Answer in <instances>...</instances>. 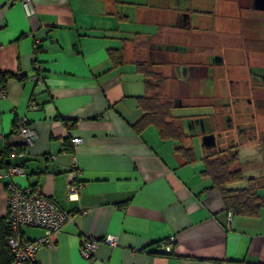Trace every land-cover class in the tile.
<instances>
[{"label": "crops", "instance_id": "obj_1", "mask_svg": "<svg viewBox=\"0 0 264 264\" xmlns=\"http://www.w3.org/2000/svg\"><path fill=\"white\" fill-rule=\"evenodd\" d=\"M31 1L28 16L19 0H0V72L10 74L1 81L2 164L22 166L17 183L38 186L72 214L34 264H264V205L228 221L203 159L187 160L176 149L192 146L193 136L201 140L200 132L184 130L178 140L155 125L134 128L143 113L136 99L145 93L143 67L169 71L172 97L182 102L172 107L210 109L181 117L184 125L201 117L220 128L226 114L246 124L257 110L263 119L239 146L260 147L262 162L231 186L254 178L264 197V0ZM34 61L41 65L37 83L30 79ZM32 96L35 108L28 106ZM21 115L35 130L27 145L11 132ZM73 137L81 142L72 145ZM74 170L81 186L70 198ZM5 184L1 179L0 217ZM22 232L44 234L30 226ZM107 233L117 236L115 246L100 242L91 260L80 255L84 237ZM171 235L166 254L158 242Z\"/></svg>", "mask_w": 264, "mask_h": 264}, {"label": "built area", "instance_id": "obj_2", "mask_svg": "<svg viewBox=\"0 0 264 264\" xmlns=\"http://www.w3.org/2000/svg\"><path fill=\"white\" fill-rule=\"evenodd\" d=\"M24 8L25 14L30 16L34 13V7L31 0H19ZM39 45L40 42L36 41ZM41 65L39 62H33V69L30 74V79L37 83L42 79ZM6 97L5 87L0 83V100ZM30 108H35L34 96L30 98L28 103ZM11 132L18 135L22 139V143L27 145L31 143L35 136V130L30 126L25 115L16 118ZM81 142L80 137L71 138V144L76 145ZM11 153L21 157L23 151L17 147H10ZM0 156V180L6 181V221L9 226V233L6 237V244L9 247L12 258L9 264H25L28 261H34L37 250L51 243V235L58 231L61 226L70 221L72 214L70 211L60 207L54 198L41 193L38 186L20 185L16 182L15 177L24 176L25 172L19 164H10L4 166ZM77 172L74 170L70 173L66 185L68 197H76L81 186V182L76 177ZM232 212L227 211V220L231 221ZM38 227L44 230V234L35 239L26 238L23 235V227ZM174 236L171 235L167 239H162L158 242L160 249L164 253L169 254L172 251L174 244ZM100 242L106 243L109 246L117 244V236L112 233H107L101 238L84 237L80 241V255L91 260L93 251Z\"/></svg>", "mask_w": 264, "mask_h": 264}, {"label": "trees", "instance_id": "obj_3", "mask_svg": "<svg viewBox=\"0 0 264 264\" xmlns=\"http://www.w3.org/2000/svg\"><path fill=\"white\" fill-rule=\"evenodd\" d=\"M112 50L113 52L117 51L116 49ZM120 60L118 52V61ZM142 71H144L145 75V93L137 96L136 99L143 113L135 122L134 128L140 130L148 125H155L162 137L180 140L186 133L184 131V123L180 117L173 116L170 109L176 104L181 106V100L172 97L170 103L168 99L160 98L163 95L160 90L162 79L151 69L143 67ZM7 76H10V74L0 72V83ZM150 90L154 91L148 93ZM187 121H191V119H185V123ZM238 146L239 143L234 142L227 143L225 146H220L216 143L209 146L202 144V159L204 163L202 173L210 177L212 187L219 191L226 210H231L234 214L256 215L260 207L264 205V197L256 191L254 186L255 179L249 178L248 185L244 187L231 186L232 183L241 180L243 176L242 170L237 166L239 160ZM176 149L185 159L192 160L194 158L191 145L180 142ZM1 152L0 156L2 157ZM8 233L9 226L6 218L0 217V264H9L12 258V253L6 244ZM25 264H34V261H28Z\"/></svg>", "mask_w": 264, "mask_h": 264}, {"label": "rangeland", "instance_id": "obj_4", "mask_svg": "<svg viewBox=\"0 0 264 264\" xmlns=\"http://www.w3.org/2000/svg\"><path fill=\"white\" fill-rule=\"evenodd\" d=\"M178 56H180V55L178 54ZM185 58L186 57H183V56L179 57V59H182V60ZM157 74L162 79L161 83L163 84V88L161 86V89H160L161 93L163 95H162V97L160 96V98L168 99L169 102L171 103L172 94L175 93V90H174V83L172 81H170V73H169V71L166 70V71L160 72V73L157 72ZM164 86L166 87V89H168V92L163 91ZM258 90L260 93L261 91H264V87H258ZM243 103L245 104V100L242 101L240 105H243ZM248 105H246V106H248ZM246 106H245V110L247 109ZM170 112L173 116L180 117V119H181V117H186V115L188 116L190 114L210 112V109H207L205 107H188V108L187 107H172L170 109ZM250 112L253 115H255V118H250V122L252 125L254 124L255 121L260 122L263 119L260 116H258L259 112L257 110L252 109ZM191 143H192L194 154L197 156V158L202 159V145H201L199 137L198 136L191 137ZM226 144H227V142L223 141L220 145L225 146ZM238 155H239L238 162L240 163L243 174H248L250 172V170H255L257 165H258V162L259 161L262 162L260 147L256 148L255 145L238 146ZM201 161H203V160H201ZM203 167H204V165H203ZM233 185H235V186L240 185V182L237 181Z\"/></svg>", "mask_w": 264, "mask_h": 264}, {"label": "flooded vegetation", "instance_id": "obj_5", "mask_svg": "<svg viewBox=\"0 0 264 264\" xmlns=\"http://www.w3.org/2000/svg\"><path fill=\"white\" fill-rule=\"evenodd\" d=\"M247 100L250 101L249 98H247ZM197 118L198 119H194L193 121H187L186 125H184V130L200 132L198 133L199 135L209 132L214 133L215 143L218 145H220L223 141L227 143H239L240 139H242L241 137L244 134L251 136L254 130V126L251 124V122H248L246 124L241 122L233 123L227 114L222 117L220 128L216 129H214L213 126H209L210 124H207L208 122L204 121L203 118ZM231 129H234L235 131L234 136L231 133ZM203 130L204 132H202Z\"/></svg>", "mask_w": 264, "mask_h": 264}, {"label": "water", "instance_id": "obj_6", "mask_svg": "<svg viewBox=\"0 0 264 264\" xmlns=\"http://www.w3.org/2000/svg\"><path fill=\"white\" fill-rule=\"evenodd\" d=\"M202 132H204V130ZM200 141L203 145H207V146L214 145L215 144V134L214 133H202Z\"/></svg>", "mask_w": 264, "mask_h": 264}]
</instances>
